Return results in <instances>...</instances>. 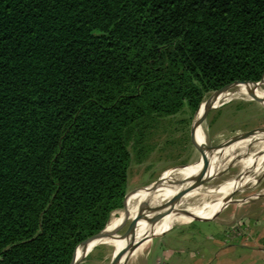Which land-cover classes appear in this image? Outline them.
Returning <instances> with one entry per match:
<instances>
[{"label":"trees","instance_id":"obj_1","mask_svg":"<svg viewBox=\"0 0 264 264\" xmlns=\"http://www.w3.org/2000/svg\"><path fill=\"white\" fill-rule=\"evenodd\" d=\"M263 79L264 0H0V264H71L138 131Z\"/></svg>","mask_w":264,"mask_h":264},{"label":"rangeland","instance_id":"obj_2","mask_svg":"<svg viewBox=\"0 0 264 264\" xmlns=\"http://www.w3.org/2000/svg\"><path fill=\"white\" fill-rule=\"evenodd\" d=\"M261 84L259 93L264 92V82ZM238 89L239 87L235 86L230 90L233 92ZM213 94L214 92L206 96L202 107ZM197 114H193L189 108H185L174 116L154 117L149 122L146 132L144 130L145 138L139 147H135L139 131L135 135L130 144L132 162L129 169L126 205L130 211L131 219L136 217V214H132L133 204L140 195L146 192L145 188L163 177L165 178L173 172L174 168L189 165L185 168L189 169L201 162L202 152L194 145L191 136L192 121ZM202 126L207 134V144L214 153L212 162L216 157H219V161L225 164L231 163L236 156L224 159L225 152L230 150L233 155L243 152V142L236 143L223 152H219V150L231 140L241 139L264 129V104L249 96H238L213 109L203 121ZM260 150L256 144L250 149V154H257ZM246 153L225 171L223 170L227 166L214 172L222 173L205 182L203 186L210 190H216L235 180L243 171L242 162L247 156ZM259 168L261 169L252 172L249 183L235 194L234 202L228 205L215 220L187 221L177 224L167 236H158L153 239H186L187 237V239H249L250 230L255 227L248 221L260 219V214L264 211V195L259 196L264 193V189L260 182L256 183V180H259L264 174V164ZM184 198L186 197L182 196L179 199L183 200ZM218 198L220 195L217 193L204 196V193L201 192L188 200L187 205L202 203L205 200L213 201ZM175 200L171 199L170 202L163 204L162 208L170 207ZM124 215V210L116 211L113 214V224L110 230L115 228ZM157 222V225H160V220ZM225 222L227 227L224 225ZM130 223L131 220L116 235H124ZM117 253V246L113 242L102 243L94 248L81 264H112Z\"/></svg>","mask_w":264,"mask_h":264},{"label":"bare ground","instance_id":"obj_3","mask_svg":"<svg viewBox=\"0 0 264 264\" xmlns=\"http://www.w3.org/2000/svg\"><path fill=\"white\" fill-rule=\"evenodd\" d=\"M261 85L262 84H258L256 86L255 85H240L238 86L239 89L237 91H233V92L231 90L224 91L217 96L214 107L218 108L219 106L223 105L226 102L231 101L232 99L238 96H249L250 98L254 99L253 92H255V94L258 97L264 100V92L259 93V89ZM204 107H205V103L203 104V107H201L198 117L202 113ZM198 141L201 144L207 145V134L202 125L198 127ZM247 143H248V140L243 141L244 151L238 154L243 155L244 153H246ZM257 145L260 149H264V138H262L257 143ZM236 155L237 154L233 155L232 151L229 150L225 152L224 159H228L230 156H236ZM219 159H220L219 157H216L215 161L212 162L213 154L211 155L210 170H209L210 174L208 175L216 176L218 173H214V172L218 170H222L223 168L229 165V163L225 164L222 161H219ZM263 164H264V155L263 157L261 156L259 159H255L254 154L249 153L247 154L245 160L242 162L243 171H248L249 174L241 181L237 182L235 179L232 182L226 184L225 186H220L216 190H210V189L205 188L204 186H201L200 188H197L192 191H188L186 194L181 195V196L177 194V192L179 191V187L171 186L170 180H173L175 183L179 185L194 184L197 181V179H199L202 175V172H201L202 162H200L199 164L189 169L173 171L164 178L166 179L167 182H165L161 188H159L155 192H148L146 190L145 193H143L137 198V200L134 202L133 207H132V214H136V217L138 215H144L146 217H150L154 213H157L158 211H161L162 209H164L162 208L163 204L170 202L171 199L172 200L176 199L172 203V205L168 208L186 209L187 211L191 212L195 216L211 218L213 217L215 213H217L219 210L222 209L224 205L223 199L227 197L234 189H236V187L242 188L246 184H248L250 181V178H251L250 176L252 172L256 169H261L259 167ZM172 176H174V178H172ZM164 191H169V192L166 193ZM201 192L204 193V196L205 194L210 195L213 193H217L220 195V198L213 200V201L205 200L202 203L187 205L188 200L192 199L194 196L198 195ZM182 196L186 198H184L183 200L182 199L180 200L179 198ZM122 219L120 220V222L122 221ZM187 221L191 222L192 217L184 216V215H177L175 213H171L169 215H166L162 219H160V225H157L158 222L152 225V224H148L145 220H142L138 224V227L136 230V236L139 238V237H144V236L153 235V234L161 235L162 233L171 229L175 225L186 223ZM119 223L117 225H119ZM112 224H113V220L111 218L108 224V230H110V227H112ZM117 225H115V227ZM113 238H116V237L113 236V237L106 238L104 243L113 242L117 246V250L120 252L123 251V249L129 244V240L122 241V240H117L118 238L117 239H113ZM150 241H151L150 237H146L145 239H143L136 246L134 250V254L143 252L149 245ZM91 247L92 246H90L89 249H91ZM83 252H84V247L79 252V254H77V257L80 258L83 255Z\"/></svg>","mask_w":264,"mask_h":264},{"label":"water","instance_id":"obj_4","mask_svg":"<svg viewBox=\"0 0 264 264\" xmlns=\"http://www.w3.org/2000/svg\"><path fill=\"white\" fill-rule=\"evenodd\" d=\"M264 82V79L260 82H235L232 84H229L225 87H223L222 89L215 91L214 94L207 100V102L205 103V107L202 111V113L200 114V116L198 117V114L201 110L202 104L199 108V110L197 111V115L194 117L193 121H192V127H191V136H192V140L194 145L201 150L202 152V158H201V162H202V168H201V172L202 175L199 179H197V181L194 184H190V185H179L177 183H175L173 180H170V185L171 186H175V187H179V191L177 192L178 195H184L186 194L188 191H192L195 190L197 188H200L201 186H203V184L205 182H207L208 180L212 179L215 176H210L209 174V170H210V158L211 155L214 154L213 151L209 148L208 144H201L198 141V127H200V125H202L203 121L207 118V116L209 115V113L215 109L214 104H215V100L217 98V96L227 90L232 89L235 86H240V85H258ZM253 98L254 100L259 101L260 103H264V100L260 97H258L255 92H253ZM262 138H264V129H261L257 132H254L250 135L245 136L244 138L241 139H234L231 140L230 142L226 143L225 145H223L221 147V149L219 150V152H223L226 148L239 143V142H243V141H247V149H246V154L250 153V149L255 146ZM264 155V149H261L257 154H254L255 159H259L261 156ZM242 155L237 154L236 157L231 161V163H229V165L223 170L225 171L226 169H228L229 167L233 166L236 161H238L240 159ZM189 165H185V166H180L177 168L172 169L173 171H176L178 169H185L187 168ZM264 172V171H263ZM222 172H219L217 175H220ZM249 174L248 171H242V173L236 178V181L239 182L242 179H244L247 175ZM216 175V176H217ZM264 175V174H263ZM175 176V175H174ZM174 176H172V178H174ZM260 181L256 180V183H258ZM167 182L166 179H164V177L162 179H160L157 182H154L153 184L149 185L147 188H145V190H147L148 192H155L157 191L159 188H161L163 186V184ZM243 188V187H242ZM241 188L236 187V189H234L227 197H225L223 199V207L221 210H219L217 213H215L213 215V217L211 218H205V217H200V216H195L193 215L191 212L187 211L186 209H175V208H166V209H162L161 211H158L157 213H154L152 216L150 217H146L144 215H138L135 219H131V215L130 212L128 211V208L126 207V201L128 198V194L126 196V200H125V208H124V212L125 215L122 219V221L119 223V225H117L114 229L112 230H108V226L101 231L100 233H98L97 235L87 239L86 241H84L81 245H84V252L83 255L78 258L77 257V250L74 254V258L72 260L71 264H81L84 259L88 256V254L94 249L96 248L99 244L104 243V241L106 240V238L110 237V236H114L116 238H118L117 240H129V244L123 249V251H118V253L116 254L112 264H127V262L129 261L130 257L132 256V254L134 253V250L136 248V246L146 237H150L151 239L158 237V236H163L164 234H166L167 232H169L170 230L173 229V227L167 231H165L164 233H162L161 235H147L144 237H137L136 236V230L138 227V224L140 221L145 220L148 224H152L154 225L158 220L162 219L163 217H165L166 215H169L171 213H175L177 215H184V216H189L192 217V221H210V220H215L218 215L231 203L234 202V196L235 194L240 190ZM248 202V201H247ZM131 220V223L129 225L128 230L126 231V233L122 236H117V232L120 231L122 228L125 227V225L128 223V221ZM91 247V249H89ZM78 249V248H77Z\"/></svg>","mask_w":264,"mask_h":264},{"label":"crops","instance_id":"obj_5","mask_svg":"<svg viewBox=\"0 0 264 264\" xmlns=\"http://www.w3.org/2000/svg\"><path fill=\"white\" fill-rule=\"evenodd\" d=\"M259 182L264 189V175ZM260 215L248 221L255 227L249 239H151L127 264H264V211Z\"/></svg>","mask_w":264,"mask_h":264}]
</instances>
